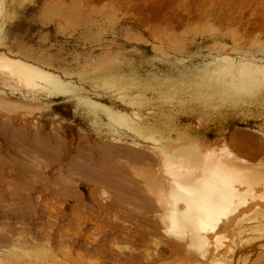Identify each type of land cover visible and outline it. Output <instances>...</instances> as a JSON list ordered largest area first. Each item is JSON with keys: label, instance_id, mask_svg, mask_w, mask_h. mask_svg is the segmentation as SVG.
<instances>
[{"label": "rangeland", "instance_id": "obj_1", "mask_svg": "<svg viewBox=\"0 0 264 264\" xmlns=\"http://www.w3.org/2000/svg\"><path fill=\"white\" fill-rule=\"evenodd\" d=\"M0 60L54 82L26 87L0 73V95L11 100L0 101V236L10 240L0 242V264H195L165 238L140 237V211L116 210L104 180L69 176L67 163L91 160L102 143L225 149L264 166V0H0ZM261 183L256 199L244 194L249 202L221 220L207 263L198 262L264 264ZM115 218L133 230L129 243L114 238ZM114 248L132 249V262Z\"/></svg>", "mask_w": 264, "mask_h": 264}, {"label": "bare ground", "instance_id": "obj_2", "mask_svg": "<svg viewBox=\"0 0 264 264\" xmlns=\"http://www.w3.org/2000/svg\"><path fill=\"white\" fill-rule=\"evenodd\" d=\"M0 73H3V75L5 76L6 74H8L9 76H11V78L13 77L17 82L19 81L20 82L19 84L21 85L23 84L26 87H33L35 85L36 80H39L45 84L52 85V83H54L51 78L46 77L45 75L37 71V69L32 68L30 65H27L23 63L22 61L21 62L15 61V63L11 64L9 62L0 60ZM1 96L2 95H0V101L2 104L5 103L6 105V101L7 102L11 101L9 99L4 100L5 98ZM11 103L13 104V102ZM2 104L0 108L4 106ZM244 133L240 132V136H243ZM246 134L248 137L250 133L247 132ZM250 136H253V134L252 135L250 134ZM250 136H249V139L252 141V138ZM238 137L239 135H237V138ZM259 138H261L260 135L258 139H254V138L253 139L254 141L256 140V142L257 140L258 142H260L262 138L260 139V141H259ZM249 139H247L248 140L247 142L244 139H243L244 142H242L241 140V143H243L242 145L248 144V146L250 147V151H252L253 149H257L255 150L256 152L258 151L259 147L262 146V148L260 149L262 151L260 153L263 154L264 153V144H263L264 139L261 141L262 143H259L260 145L261 144L263 145L261 146L259 145V147H258V144H256V142L253 141L254 144L257 145L255 146V148H254V145L252 144L253 142L249 141ZM103 144L105 145V143H102V146L95 145L97 149H98V146H100L99 147L100 149L96 151L99 153L94 155V157L90 158L91 160H89V157L92 155H88V154L85 155L86 156L85 158L88 157V160L82 159L81 161L80 159L81 157L79 158L80 160L77 158V161L76 159H73L75 161L70 160V163H67V169L68 170L70 169L71 172L69 173V171L66 169L68 171L69 176L70 177L72 175L75 176L76 174L85 175L83 177L84 179H82V176H80V180L82 179L84 181L87 179L86 176H89L88 179H89L90 184L91 183L98 184L102 180H104L102 181L104 183L107 182L105 184L104 183L102 184L105 185V187L111 186V188L109 187V189H113L111 190V192L113 191L112 193H114L113 196L115 198H113L114 202L112 203H116L115 204L117 205V207H115V209L117 208L116 210H119L120 208L123 209V207L125 206L129 208L134 206L132 209H135L136 213L137 211L138 212L140 211L139 213H141L142 215L141 217H143L142 218L144 222L143 224L146 226L141 229V227L138 225V228L136 230L139 231L141 229L140 233L142 234L140 235V237L143 234L145 235L146 233L148 234L150 232V234H148L150 238L153 234H155L156 239L161 240V242H163L161 238H165L168 240V243H172V244H167L166 247L169 246V249L172 248L173 252L180 251L178 252L180 254L182 251H184L183 254H186L187 258H188V255H190L191 253H194L195 257L197 256L196 257L197 261L194 262L195 264H201L200 261L198 262V259H201L202 262L206 261L207 263L208 257H206L207 256L206 253L208 252L209 246L211 244L209 240L210 238L209 236H211V233H213V231L219 227V224L222 219H224L225 217L228 218L227 215H229V213L231 214L235 212L234 209H237L238 208L237 206H240V204L242 205L243 202L244 203L249 202V201L246 202L245 199L243 200L244 194L247 195L245 196V198L250 196L252 198L248 197L249 199H253V198L256 199V195L251 196L252 195L251 190L255 185H258L260 187L258 183H261L262 181H264V166L262 165L260 166L258 163L257 164L259 166L254 165V164L253 166L248 165L249 163H246V162H249V161H246L244 163V161L239 159L240 156L239 158H237L238 157L237 154L235 156L234 154L235 152L234 153L232 152L233 155L232 154L229 155L227 154L229 152H227L225 149H221L222 150V151L220 150L221 152L216 151V150H213V151L206 150L202 152L201 154H197L192 148L187 147V146H175L170 149H166V148L161 147L163 146L161 145L158 147L153 146V149L151 151L149 150L150 152H147L146 150L147 153L144 152L145 149L141 150L137 148L141 152L140 153L134 146L132 147L133 144L131 145V147L130 146L128 147V145L127 146H110V145L104 146ZM236 144H239V143L237 142ZM40 145L38 146L40 147ZM102 147L103 148L105 147V148L101 149ZM237 147L239 146L237 145L236 147H234V149ZM90 148L92 149V147ZM227 148L228 147H226V149ZM239 148L236 150L240 151ZM93 151H94V148H93ZM255 151H252V153ZM49 152L51 153V151ZM242 152L244 154L250 153L249 151L247 152L246 149L244 150L242 149ZM56 153L58 154V150L57 152H55V154ZM230 153H231V150H230ZM95 156L99 158V161L95 160ZM245 156L246 155H244L243 157ZM55 159L57 160V158ZM90 176L98 177L96 180H98L101 176H106L105 177L106 179L104 177H101L102 179L100 178L98 182H94L96 181L95 177L93 178ZM107 176H112V178L111 177L107 178ZM73 178H76V176ZM90 180H92V182ZM108 180L110 181L109 183H108ZM68 183L69 185H71V181L67 182V184ZM75 185L73 186L74 188H75ZM103 185L102 187L101 185H98V186L101 188H105ZM263 187H264V184H263ZM241 188L243 189L242 191H241ZM104 190L105 189H102L101 191H104ZM263 190L264 189H262V191ZM103 194H105V192ZM124 197H127L126 201L124 200ZM67 198H68V195H67ZM259 198H262V197L260 196ZM257 199H258V195H257ZM82 202H83L82 199L77 200L76 202L77 209L80 208V206L82 205L84 206V203ZM110 205L112 204L110 203ZM235 206L237 208H235ZM233 210L234 212H232ZM257 212H263V211H257ZM126 217H124L125 220L127 219ZM115 220L117 219L115 218ZM115 223L116 225L115 224L114 225L116 226V228L114 231V236L115 234L116 236L114 238L116 239L119 238L120 240L129 243V241L133 237L132 236L133 230L131 229V227L128 228V225L125 226L124 221H121V219H118ZM149 227H151V229L153 230L151 229L148 230ZM140 237L138 236V238ZM3 239L5 240L7 238H3ZM8 239L7 241L10 242V240ZM179 240L184 241V247H181L180 245H178L177 241ZM3 241H1V236H0V242L2 243ZM89 241L91 242V240ZM157 241L158 240H156V242ZM85 242H87V240ZM92 242H93V239H92ZM92 242L90 244H92ZM161 242L159 244H161ZM117 243H121L122 245V242L120 241H118ZM47 244L46 246H48V248L52 250V246H49ZM87 244H85V248L86 246H88ZM217 245L219 244L217 243ZM82 249H84V247ZM127 250L129 253H127ZM131 252H132V249L130 248H126V250L119 248L115 252V255L117 256L116 257L117 260H121V261L125 260L126 263H130L129 261H131V258H130ZM124 253H127L128 255ZM159 253L157 254V256L159 255ZM67 255L68 256H66L67 257L66 261L67 259L71 257L70 251L68 252ZM33 260H36V259H33ZM140 260L142 259L140 258ZM70 261L71 260H69V262ZM145 261L147 260L145 259ZM211 261L213 262V258L212 260L210 258V261H208V263L210 264ZM72 263L73 262H71L70 264ZM141 263H143V261L142 262L140 261V264ZM144 264H149V262H144Z\"/></svg>", "mask_w": 264, "mask_h": 264}]
</instances>
